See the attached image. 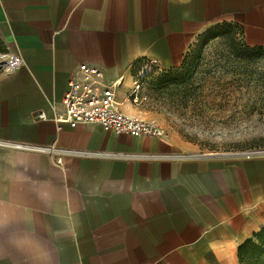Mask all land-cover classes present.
I'll return each instance as SVG.
<instances>
[{"label": "crops", "instance_id": "0c3cea01", "mask_svg": "<svg viewBox=\"0 0 264 264\" xmlns=\"http://www.w3.org/2000/svg\"><path fill=\"white\" fill-rule=\"evenodd\" d=\"M223 25L264 49V0H0V55L23 62L0 69V141L100 155L57 165L0 147V264H241L264 231V151L199 154L53 121L80 65L121 81L128 113L142 71L179 68Z\"/></svg>", "mask_w": 264, "mask_h": 264}, {"label": "rangeland", "instance_id": "374dc122", "mask_svg": "<svg viewBox=\"0 0 264 264\" xmlns=\"http://www.w3.org/2000/svg\"><path fill=\"white\" fill-rule=\"evenodd\" d=\"M242 47L237 28L214 29L189 50L179 68L142 71L125 105L128 113L154 121L164 136L195 153L264 151V50L242 53ZM259 263L264 264V241L258 239L241 264Z\"/></svg>", "mask_w": 264, "mask_h": 264}, {"label": "built area", "instance_id": "2783aa9c", "mask_svg": "<svg viewBox=\"0 0 264 264\" xmlns=\"http://www.w3.org/2000/svg\"><path fill=\"white\" fill-rule=\"evenodd\" d=\"M22 65V59L16 54L0 55V69L3 68L12 73L20 69ZM98 75V70L94 67L87 65L78 67L76 78L67 83V90L61 100L63 112L53 118L55 123L68 125L71 129L82 125H95L104 131H111L115 135L164 136V131L154 121L145 122L120 110L121 104L116 101V91L121 81L105 85L100 82ZM37 119L45 121L46 117L43 113H39ZM0 147L16 151L46 153L54 157V162L57 165H60L63 157L100 156L71 149L38 147L1 141Z\"/></svg>", "mask_w": 264, "mask_h": 264}, {"label": "trees", "instance_id": "16d2710c", "mask_svg": "<svg viewBox=\"0 0 264 264\" xmlns=\"http://www.w3.org/2000/svg\"><path fill=\"white\" fill-rule=\"evenodd\" d=\"M226 32H229L230 33L231 32V28L230 27H227L226 28ZM217 34H223V32L217 33ZM241 49H242V53H252L253 50H255V49L264 50V49H261V48H249V47H246L245 45H243V47ZM262 235H264V231H262L261 234H259V235L256 236V240L259 239L261 241H264V238H262ZM252 245L253 244H251L250 242H247L246 244H244L242 247L239 248L238 254H239V257H240V263H241L242 257L246 253V250L248 248H250ZM259 264H262V263H259Z\"/></svg>", "mask_w": 264, "mask_h": 264}]
</instances>
